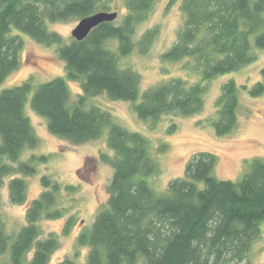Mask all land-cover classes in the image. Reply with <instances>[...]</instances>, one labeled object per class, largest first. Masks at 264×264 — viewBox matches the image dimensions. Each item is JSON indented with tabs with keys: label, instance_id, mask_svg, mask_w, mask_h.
Masks as SVG:
<instances>
[{
	"label": "trees",
	"instance_id": "16d2710c",
	"mask_svg": "<svg viewBox=\"0 0 264 264\" xmlns=\"http://www.w3.org/2000/svg\"><path fill=\"white\" fill-rule=\"evenodd\" d=\"M113 1L0 0V84L19 67L21 33L43 45L57 44L56 56L65 68V77L38 85L28 78L0 91V186L6 176L33 174V162L48 158L19 160L24 148L37 144L24 108L29 101L30 108L46 119L48 130L71 144L98 138L106 130L113 156L101 158L113 174L106 206L77 239L89 247L86 264H252L247 254L264 221V161H250L238 179H222L212 173L216 158L200 152L188 161L182 177L168 181L163 193H155L145 179L157 171L147 138L115 122L90 99L104 93L111 100L129 101L140 119L153 122L168 113L188 116L200 111L212 79L252 62L256 50L264 49V0H180L183 22L161 59L191 60L198 79L171 78L143 91L139 74L122 67L119 58L135 48L147 52L157 28L137 37L136 28L156 0H124L127 11L120 21L101 22L81 40L72 37L66 43L46 28V20L80 19L108 11ZM260 74L262 80L248 89L252 97L264 92V67ZM68 80L79 84L76 100H71ZM237 89L233 79L221 84L217 117L211 122L217 135L234 127ZM41 183L45 189L28 204L25 225L10 236L0 223V264H23L31 249L29 264H46L57 248L52 234L38 239L37 222L44 215H59L50 211L59 184L47 176ZM7 186L12 203L25 202L23 178L11 177ZM57 264L75 263L66 258Z\"/></svg>",
	"mask_w": 264,
	"mask_h": 264
},
{
	"label": "rangeland",
	"instance_id": "374dc122",
	"mask_svg": "<svg viewBox=\"0 0 264 264\" xmlns=\"http://www.w3.org/2000/svg\"><path fill=\"white\" fill-rule=\"evenodd\" d=\"M168 1L156 0L146 18L136 28V37L146 29L157 28L147 52L140 53L135 48L130 54L119 58L122 67H130L139 74L140 91L171 78L180 77L188 82L198 79L191 60L173 62L161 59V54L175 41L176 32L183 22L180 0L170 5ZM108 11H115L117 16L113 21H120L127 11L124 0H114ZM78 21L79 18L74 17L54 22L46 20L45 25L48 30L60 34L67 43ZM20 36L23 47L19 54V67L0 84V91L28 78L38 85L56 76L65 77L64 62L56 56L57 44L47 46L24 33ZM111 44L115 47L117 43L113 41ZM255 56L252 62L239 69L212 79L204 94L201 110L192 115L168 113L154 122L144 121L137 116L129 101L111 100L102 93L92 97L90 102L107 110L115 122L124 128L140 132L147 138L148 152L157 171L145 179L155 193H163L168 181L182 177L188 161L200 152H209L216 158L212 170L214 176L238 179L250 161H264V92L255 97L248 93L256 81L262 80L260 69L264 67V49L256 50ZM227 79H233L238 86L236 121L228 133L217 135L211 122L217 117L216 100L221 84ZM67 82L71 100H76L77 94L81 92L79 84L70 80ZM243 84L246 88L242 87ZM24 108L37 144L24 148L19 160L27 161L32 156L40 155L48 158L46 161L33 162L35 170L31 175L13 174L4 178L0 186V223L10 236L25 225L27 206L45 189L41 177L47 176L59 184L55 205L50 209L51 212H59V215L50 218L44 215L37 222L40 229L38 239L52 234L58 243L46 264H57L66 258L75 264H86L89 247L79 244L77 239L106 206L109 197L107 187L113 174L112 166L101 158L102 154L111 158L113 156L107 146L106 130L98 138L74 145L52 134L47 128L46 119L30 108L29 101ZM14 176L26 182L24 203H12L9 200L7 183ZM261 228L260 237L247 254L252 264H264V221ZM32 254L33 249L28 251L23 264L30 263Z\"/></svg>",
	"mask_w": 264,
	"mask_h": 264
},
{
	"label": "water",
	"instance_id": "95a60500",
	"mask_svg": "<svg viewBox=\"0 0 264 264\" xmlns=\"http://www.w3.org/2000/svg\"><path fill=\"white\" fill-rule=\"evenodd\" d=\"M117 16L115 11H95L79 19L78 23L71 30V35L76 40L87 36L89 31L103 21H113Z\"/></svg>",
	"mask_w": 264,
	"mask_h": 264
},
{
	"label": "bare ground",
	"instance_id": "6f19581e",
	"mask_svg": "<svg viewBox=\"0 0 264 264\" xmlns=\"http://www.w3.org/2000/svg\"><path fill=\"white\" fill-rule=\"evenodd\" d=\"M104 22V21H103ZM97 26V25H96ZM94 28V27H93ZM18 174H21V173H18ZM21 175H23V174H21Z\"/></svg>",
	"mask_w": 264,
	"mask_h": 264
}]
</instances>
